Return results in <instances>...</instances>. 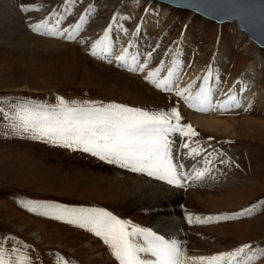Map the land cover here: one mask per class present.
Instances as JSON below:
<instances>
[{
  "label": "rangeland",
  "instance_id": "rangeland-1",
  "mask_svg": "<svg viewBox=\"0 0 264 264\" xmlns=\"http://www.w3.org/2000/svg\"><path fill=\"white\" fill-rule=\"evenodd\" d=\"M58 1L62 4V0ZM21 2L5 0V5L7 13L11 11L26 28L29 22L42 19L60 5L37 0V9L22 13L18 7ZM89 4L94 11L88 13L78 34L88 44L29 31L33 39L54 41L56 49L62 50L58 55L42 56L33 53L41 48L27 49L32 39H26L19 47L0 43V108L7 111L4 101L13 104L18 99L55 103L57 95L67 101L118 102L147 110L166 111L175 106L181 122L189 124L198 134L193 139L204 151L193 158L201 161L199 168L206 169L204 176L214 185L197 186L196 180L177 188L154 177L109 165L82 151L13 136L0 112V244L9 253L26 245L25 251L33 264H56L58 256L64 257L68 264H117L107 246L94 234L29 212L18 203L39 200L70 207H103L141 227L150 228L166 217L179 220L177 227L182 235L176 239L196 254L226 251L241 243L264 246V206L257 204L264 200V132L246 123H240L236 136L197 127L191 121L194 109L176 97L174 91H162L143 80L147 71L157 66H160L158 76L163 78L167 73L162 74L157 56L171 64V54L176 53L174 45H179L177 58L182 61L179 65L183 67L182 75L188 70L195 73L177 86L194 82L191 84L194 93L204 72L210 70L211 75L220 78L219 85H213L219 103L229 96L237 81L248 84L249 97H253L249 107L214 112L213 106L208 115L264 122V49L252 43L234 23L217 24L187 9L156 0H75L66 19L70 22L78 18ZM146 7L150 11L145 12ZM113 13L116 21L109 36L114 41V54L110 59L93 57L87 50L90 42L102 35ZM121 16L127 18L121 20ZM137 23L142 28L133 35ZM117 24L123 25L127 32L120 31ZM125 47L130 54L140 57L154 50L143 72H133L116 63L115 55ZM138 62L144 61L141 58ZM173 140L180 143L179 135H174ZM118 176L125 178L113 180ZM129 178L171 190L166 197L162 192L156 201L135 191L136 188L131 190L132 182L125 180ZM251 204L257 207L249 216L208 223L195 221L197 215L234 212ZM186 211L193 214L191 224L184 219ZM15 214L17 217L12 218ZM245 220L248 221L244 223ZM252 264H264V257L258 256Z\"/></svg>",
  "mask_w": 264,
  "mask_h": 264
},
{
  "label": "snow or ice",
  "instance_id": "snow-or-ice-1",
  "mask_svg": "<svg viewBox=\"0 0 264 264\" xmlns=\"http://www.w3.org/2000/svg\"><path fill=\"white\" fill-rule=\"evenodd\" d=\"M185 2L187 7L196 11L209 6V0ZM74 4L75 0H62V4L54 7L47 16L36 22H29L27 26L35 33L59 36L65 40H79L81 44H88L89 42L78 34L85 26L88 13L94 11L93 5L89 4L78 18L69 22L66 16L72 11ZM18 7L22 13H28L38 6L30 0L29 2L22 0ZM144 11L148 12L150 9L146 7ZM126 18L120 17L121 20ZM114 21L116 13L112 14V21L103 29L102 35L90 42V48L87 50L91 56L101 59H110L113 56L114 41L110 39L109 33ZM117 27L120 31L127 32L123 25L117 24ZM141 28L142 24L137 23L133 35ZM129 44L131 45V42ZM174 46L176 53L171 54L172 63L167 67V74L159 78L160 66H157L148 70L143 80L162 91L169 93L174 91L175 96L183 99L189 107L205 112L214 110L213 86L205 83L210 79V70L204 72L194 93L191 90V84L194 82L185 87L175 85L182 61L177 58L179 45ZM153 51L150 50L140 57L136 53L130 54L129 48L125 47L120 54L115 55V61L122 68L143 72ZM141 58L143 63L138 62ZM164 63L160 60L159 65ZM240 91L243 92L244 88L241 87ZM55 101L43 103L31 99H18L13 104L4 101L7 111L0 108V112L3 113L13 136L82 151L109 165L154 177L170 186L183 188L189 180H199L206 171L204 168H198L186 173L184 165L176 162L181 154L197 156L204 149L193 139L198 135L197 132L189 124L181 122L180 113L175 106L166 111L147 110L118 102L67 101L59 95L55 97ZM225 105L239 106V102L234 96H230L219 106L223 109ZM177 134L180 137L179 148L175 147L173 140ZM180 149L186 151L181 153ZM207 155L211 156L212 153ZM18 203L29 212L66 222L94 234L107 246L117 264H252L258 256L264 257V246H250L249 243H241L230 251H220L207 256L188 255L186 249L182 247V241L165 238L151 228L132 224L103 207H70L54 201L39 200ZM257 204L264 206V200L257 201ZM257 204L234 212L203 217L197 215L195 221L208 223L249 216L256 210ZM184 219L189 224L193 223V214L186 211ZM26 247L24 245L13 248L9 253L0 244V264H33L32 258L25 251ZM56 264H68V261L58 256Z\"/></svg>",
  "mask_w": 264,
  "mask_h": 264
},
{
  "label": "bare ground",
  "instance_id": "bare-ground-1",
  "mask_svg": "<svg viewBox=\"0 0 264 264\" xmlns=\"http://www.w3.org/2000/svg\"><path fill=\"white\" fill-rule=\"evenodd\" d=\"M18 1H20V0H18ZM47 1L60 4L58 0H47ZM23 2H29V0H23ZM30 2L35 3V2H37V0H30ZM7 9L8 8L5 5V0H0V43H7V44L10 43V45L13 47H19V45L22 46L24 42L26 43V41H27L26 39H32L31 43L28 44L29 46L27 45V47H28L27 49L30 50V48H32V47L41 48L40 51L38 49L36 50L34 48L36 50V52H33V53H40V55H42V56H47V55H55V54L58 55V53L62 51V50L56 49L57 43L56 42L54 43V41L49 42V41H46L44 39H41V40H37L35 38L33 39V37H31V35L29 33V31L30 32H33V31H31V29L28 28V26L26 28L24 23L22 24L21 19L20 20L16 19V16L11 14V11L8 10L9 13H7ZM37 20H39V19H36L35 22ZM157 59L162 60V58L160 56H157ZM164 62H165L164 65L161 66V69H163L162 74H163V72L167 73V67L171 66L168 59H165ZM182 68H183L182 66H179L180 70H179V73L175 79V85H181L182 82L186 79V77H190L195 73V71H193V70H188V71H186L185 75H182ZM219 82H220V78L215 76V75H211L209 81H205L206 84H210L212 86L213 85H219ZM227 85H229V83ZM247 85H248L247 83H244L242 81H237L235 83V86L230 88V92H229L228 97L234 96L236 98V100L239 102V106L225 105V107L223 109H221L219 105H220V103H223L226 99H228V97L224 101L218 103V101L216 100L217 99V93L215 91H213L212 105L214 107L216 106V109L214 110V112L224 111V110L225 111H227V110L235 111V110H241V109H244L246 107H249L250 101L253 99V97L250 99V97H249L250 92H249V88ZM25 87L26 86H23V88H25ZM241 87L244 88L243 92L240 91ZM214 103H215V105H214ZM190 108H192V107H190ZM192 109H194V112H195V113H193L192 118H191L193 125H195L197 127H202V128L209 130V131L220 132L223 134H231L232 136H236V129L238 127H241L240 123H242V124L246 123V124L252 125V127L258 129L257 130L258 132H262V133L264 132V122L261 120H258V119L247 118V117L220 119V118H215L214 116L208 115V113H210L208 111L207 112L200 111V110H197L196 108H192ZM179 145H180V143L175 142L176 148H179ZM183 151H184V149H180L181 153H183ZM176 162L184 165V170L186 173L198 169L200 167L199 164H201V161L200 160L196 161L193 158V156H185L183 154H181L178 157ZM191 165H193V167H191ZM118 177H120V178H117V177L116 178L112 177V178H113V180H116V181L125 178L123 176L122 177L118 176ZM125 180L132 182V184L130 186L131 190H134L136 188L135 191H138L139 193H143L144 195L149 196L150 198H152L153 200L155 199L156 201L159 199V197H162V192L165 193L163 195V197H166V194H168V192H170V190H171V189L168 190L167 188H165V190H164V187H162L161 185H158V184H156L154 187L152 184H150L149 182H147L145 180L130 179V178L125 179ZM194 181H196V180H189L187 185L195 183ZM197 181H198V183H196L197 186H203V185L212 186V185H214V184H212V182L209 179H206L204 175ZM71 187L72 186H68L67 188H71ZM11 217L15 218V217H17V215L16 214H15V216L11 215ZM166 218H161L159 221H156L150 228L153 231L157 232L158 234L164 235L165 238H169V237L170 238H174V237L176 238V237H179L180 235H182L181 230H179L177 227V225H179L180 221L179 220H173V218L170 220H169V218L168 219H166ZM23 219L26 220L27 222H30L29 220H27L25 218H23ZM255 219H260V218H255ZM248 220H252V219H248ZM248 220H245L243 222L245 223ZM25 224L28 226V224H30V223H25ZM168 227H170L169 230H166L168 232L159 231L161 229H166ZM182 247H184L186 249L188 255H193V256L194 255H205V256H207L208 254L216 253V252H212V253L196 254V253H193L192 251H189L183 244H182ZM230 250L231 249L226 250V251H230Z\"/></svg>",
  "mask_w": 264,
  "mask_h": 264
},
{
  "label": "water",
  "instance_id": "water-1",
  "mask_svg": "<svg viewBox=\"0 0 264 264\" xmlns=\"http://www.w3.org/2000/svg\"><path fill=\"white\" fill-rule=\"evenodd\" d=\"M156 1L187 9L217 24L235 23L252 43L264 49V0H209V6L200 11L187 7L185 0ZM233 8L238 10L231 11Z\"/></svg>",
  "mask_w": 264,
  "mask_h": 264
}]
</instances>
